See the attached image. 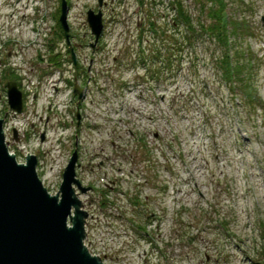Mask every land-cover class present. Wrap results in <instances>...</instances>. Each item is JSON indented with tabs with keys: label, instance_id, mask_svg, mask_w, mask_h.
I'll return each instance as SVG.
<instances>
[{
	"label": "rangeland",
	"instance_id": "1",
	"mask_svg": "<svg viewBox=\"0 0 264 264\" xmlns=\"http://www.w3.org/2000/svg\"><path fill=\"white\" fill-rule=\"evenodd\" d=\"M16 1L0 0V64L13 65L12 70L18 81L27 79L26 82L33 87L35 79L30 78L35 73L30 70L32 61L24 65L21 62L34 58L35 55L33 62L39 63L36 56L38 51L42 52L48 62L51 59L52 62L61 60L64 67H60L70 69L68 78L74 85L85 89V79H88L90 68L93 79L81 102L79 95L73 97L72 87L59 86L63 87V91L56 100L67 104L69 109H64V105L59 104L55 109L49 110V97L42 99L46 91L41 89L43 94L35 99L32 90L28 99L24 100L23 113L17 115V118L13 117L4 127L7 132L11 126L6 133L7 141L11 142L12 151L28 152L37 157L40 161L37 172L44 186L54 196L59 193L71 155L76 152V115L79 113L82 119L86 117L82 120L84 134L78 135L84 145L78 162H83L84 167L83 170L76 169V175H82L83 187L94 181L90 183L96 187V192L88 193L80 199L84 204L83 209L88 216L91 215L86 220L88 240L97 253L102 252L107 264L143 263L146 249L150 250V246L141 242L128 230V226L118 229L120 234L116 230V237L103 224L95 225L96 214H90L86 209V205L95 208L96 213L97 209L92 206V202L99 204L100 191L104 187L95 180L97 177L101 179V173L105 169L107 174L111 173L108 175L109 179L116 182L118 188L125 185L127 177L123 173L113 172L108 167L104 169L99 165L100 162L106 163L107 158L122 166L129 163L133 171H140L145 166L148 182L143 180L139 185L141 189L136 184L135 189L129 187L127 190L130 197L136 196L139 203H143L145 212L140 214L138 207L128 205L123 200L119 211L109 213L121 216L120 212H126L129 220L132 219L129 223L140 229L142 227L135 224V220L144 223L146 216L152 212L161 216V224L154 225L160 224V228L154 232L159 231L153 233V236L156 241L163 242L164 256L170 259L168 262L253 264L249 260L253 259L264 263V119L259 114L249 120L245 111L230 108L228 98L232 102L234 98L226 89L219 92L214 88L213 82H218V77L212 76V63L202 60V46L198 49L201 60L195 58L194 63H190L184 58L181 64L175 62L174 75L167 72L162 75V62L155 59V74L159 72L160 79L156 76L159 85H156L154 92V105L138 101L135 97L137 93L122 92L120 99L113 94L115 85L112 80L120 83L145 75L142 63L138 62L139 58L148 56L146 51L151 45L154 47L152 52L156 51L155 38H152L155 36L148 33L151 27L146 15L152 9L155 17H159L160 30L167 29L172 18L169 10L171 0H123V5L118 3L120 0H104L106 6H99V0H65L66 3H73L68 8L69 34L78 36L70 39L69 44L58 36L61 33L58 10L62 7L63 0H24L20 4ZM245 1L252 2L255 8L250 21L256 29V37L248 43L261 62L257 90L264 97V0ZM187 5L193 9L194 1L189 0ZM88 10L96 14L102 12L105 19L118 18L107 25L112 35L108 37L107 33L102 38L96 45L98 51L86 48L90 40L95 42L91 33L86 32L89 29ZM144 18L145 21H142ZM141 23L146 27L141 29ZM140 35L143 41L137 38ZM148 39H151L150 43ZM14 40L19 41L16 46ZM68 47L74 50L77 57L76 66L69 64L71 53ZM100 47L104 50L99 51ZM12 51L19 56L8 61V54ZM114 57L119 58L118 62H114ZM92 61L94 63L90 64ZM100 61L103 62L102 66ZM16 66L22 69L14 70ZM3 77L4 73L0 75V84L4 82ZM148 78L144 76L140 81ZM31 80L34 82L30 83ZM105 85L109 91L102 96L98 90L106 88ZM203 86L214 89V94L209 90L203 94ZM26 90H29V86L23 88L24 93ZM52 90L50 88L47 92L51 95ZM0 95V112L4 113L5 108H10L6 94ZM92 99L94 103L90 104ZM235 99L238 101L239 98ZM52 101L51 99L50 102ZM226 107L229 108L228 111L225 110ZM89 121L92 124H102L101 131L86 130L85 126ZM33 124L35 126L32 128ZM15 128L18 130V140L12 137ZM43 131L46 132L45 142L41 141ZM59 139H64L61 144L57 143ZM143 158L151 160L156 166L148 167L149 164H145ZM134 165L135 168L132 167ZM165 165L170 167L168 174L171 176V183L167 175L168 169H164ZM89 169L95 170L93 176L88 177L83 173ZM156 171L160 176V184L155 183L153 178ZM166 182L168 193L164 199L158 193L156 185L165 190ZM104 193L108 194L107 191ZM117 193L118 191H114L111 196L112 202L119 207L115 200ZM123 222H115V226ZM226 223L229 234L223 229ZM188 231L190 234L187 235ZM124 232L129 236L125 237ZM195 236L198 238L191 241V237ZM168 242H172L169 249L166 246ZM155 254L159 256L158 253ZM158 256L149 264L168 263ZM133 257L135 261H131ZM124 260L127 262L124 263Z\"/></svg>",
	"mask_w": 264,
	"mask_h": 264
},
{
	"label": "water",
	"instance_id": "2",
	"mask_svg": "<svg viewBox=\"0 0 264 264\" xmlns=\"http://www.w3.org/2000/svg\"><path fill=\"white\" fill-rule=\"evenodd\" d=\"M99 3L102 6L103 0ZM68 13L63 0L60 22L70 43ZM87 22L98 41L103 31L102 13L89 11ZM72 59L76 63L74 52ZM6 86L11 109L22 113L23 95L17 83ZM75 92L83 98L82 89L77 87ZM77 117L80 120L79 114ZM3 126L0 119V264H104L85 244L88 214L76 188L83 194L88 189L77 179V152L64 173L59 193L50 195L37 173V157L28 155L25 163L19 164L9 151ZM14 137L18 140L16 132Z\"/></svg>",
	"mask_w": 264,
	"mask_h": 264
},
{
	"label": "trees",
	"instance_id": "3",
	"mask_svg": "<svg viewBox=\"0 0 264 264\" xmlns=\"http://www.w3.org/2000/svg\"><path fill=\"white\" fill-rule=\"evenodd\" d=\"M193 1L192 9L187 5L189 0H171L169 10L172 12V18L169 30L168 28L160 30L159 17H155L152 9L149 10L150 14H147L146 18L149 25H152L148 33L151 32L153 33H150L151 36H155L152 38H155L156 51L152 52L151 49H154L152 45L147 51L155 55L156 61L162 62V75L166 72L174 75L175 62L181 64L184 58L190 63H194L195 58L201 60L198 49L202 46V60L212 63V76L218 77V82H213L214 88L219 92L226 89L235 100L232 102L228 98L230 108L234 111H236L234 107L245 111L249 120H253L254 115L259 114L264 119V97L257 90L261 62L248 43L256 37L254 34L256 29L250 21L255 12L253 3L245 0ZM60 38H64L62 31ZM148 42L150 43L151 39H148ZM156 76L160 79L159 72H156ZM3 80L13 81L15 77L12 74H4ZM203 88V94L206 90L212 92L214 90L204 86ZM235 98H239L238 101ZM228 109L225 108L226 111ZM153 174L155 183H158L157 171ZM158 184L156 188L159 189ZM223 229L229 234L227 223ZM197 238L191 237L190 240L195 241Z\"/></svg>",
	"mask_w": 264,
	"mask_h": 264
},
{
	"label": "built area",
	"instance_id": "4",
	"mask_svg": "<svg viewBox=\"0 0 264 264\" xmlns=\"http://www.w3.org/2000/svg\"><path fill=\"white\" fill-rule=\"evenodd\" d=\"M14 41L16 42L15 43V46H16L19 43V41H17V40H14ZM32 45H34V44H32ZM32 47H35V45L32 46ZM17 55L19 56L18 53L13 51L12 55H11V58H9L8 61L12 60V58H16ZM36 56L38 57V60H40L39 63H37L35 61L33 62V60L35 59V55H34V58H30L27 61L25 60L24 62H21V64L24 65V64H28L29 62L32 61V67H31L30 70L31 71H35V73H33V77H30V78H34L35 79V83H33L34 80L30 81V83L34 84L33 87H31L30 84L26 82L27 79L23 78L24 84H22L23 81H21L22 91H23V88H26V86H29V90H26V93L23 92L25 94V96H26V100L28 99V96L32 93V90L34 92L33 97L35 99H39L38 96L41 97V95L43 94L41 89H44V91H46V93L42 96V99H47L49 97L50 100L51 99L53 100L52 102H50V100L47 101L48 108L55 109V106H59V104H61V105H64L63 106L64 109L65 108L69 109L67 104L58 103L57 100H56V98H58L60 96V94L62 93L64 86L65 87L67 86L69 88V85H67L66 82L60 81V73H59V71L57 69L58 67H56L55 63H54V64H52L51 68L48 69V68H46V66H47V64H49V62L46 60V58H44V55H42V52H38L37 51ZM41 59H43V60L41 61ZM11 64H13V63H11ZM6 67L13 69L12 68L13 65H11V66H2L0 64V72H2L3 69L6 68ZM15 69L16 70H21L22 68L16 66V67H14V70ZM54 69L55 70L57 69V71H55L54 74H52V75L48 74L49 71H53ZM92 79H93V76H92ZM91 81L92 80H90L89 85H90ZM60 85L63 86V87L60 88L59 87ZM105 86L107 87V85H105ZM50 88L53 89L52 92H51V95L49 94V92H47V90L50 89ZM34 89H35V91H34ZM105 92H108V91H103V93L101 95L104 96ZM126 93H128V94L137 93L135 95V97H136V99L138 101L144 102L145 104H148V105H154V103L152 101V100H154L153 99L154 91L152 89H150V85L149 84L139 86V87H137L135 89H131L130 91H126ZM114 95H116V97L120 99L121 96H122V93H120V94L114 93ZM0 99H1V95H0ZM93 101H94V99H92V102L90 104H93L94 103ZM151 101H152V103H151ZM13 117L17 118L18 116H17V114L15 112H9V114H8V119L9 120L8 121L12 120ZM10 127H9V129L6 128L7 129V132L5 131L6 133H8V130L10 131ZM100 127H102V124H98V123L92 124V122L89 121L88 127H86L85 129L86 130L90 129V130L101 131ZM102 129H104V128H102ZM43 132L46 133L45 131H43ZM83 134L84 133H83V130H82L79 135L81 136ZM153 135H155V133H153ZM78 138H79V136L77 135L76 136V141H79V154H80V157H81L82 156V150H84V145L81 143L82 140H79ZM63 140L64 139H59V140H57V143L61 144V142ZM136 148L138 150L139 146H137ZM21 152L24 155L28 154V152L27 153H24L23 151H21ZM138 152H139V150H138ZM118 157H120V155H118ZM143 160H144L143 162L145 164H149L148 167H151V166H153L155 164V163L153 164L152 161L149 160V159H144L143 158ZM107 161H109V162H107ZM121 162H123V161H121ZM79 163H80V167L78 168V170L79 169L83 170L84 163L83 162H79ZM137 163H138V161H137ZM99 165L101 167H103L104 169H105V167H108L113 172L117 171V173H120V174L123 173L122 175L124 177H127V178L124 180V183H125L124 187L120 186L118 188L116 182H114V181L109 179L108 175L111 174V173L107 174V170L106 169H105V171L103 173H101L103 175L101 177V179L97 177V179L95 181L97 183H99L100 185H103L104 188H102L101 191H100L101 192V197H99V198H101V199L100 200L98 199L99 201L97 202L99 204H96L94 201L92 202V206H95L96 209H97L96 213L94 211L95 208H91V207L86 205V209L89 211L90 214H94V215L96 214L95 218H96L97 221H95V225L98 224V223L103 224V227L106 228V229L109 228L110 230H112L110 232L115 234L116 237H118V234H116L118 232V229H120L121 227L128 226L129 227L128 230L132 231L138 237V239L141 242L145 243L147 246H150V250L146 249L144 262L143 263H139V264H149L150 262L152 263V260H156V256H158L155 253H158L160 258L163 261L164 260L167 261V262L170 261V259H168L166 256H164L163 242H161L159 240L156 241L154 236H153L154 234H156L159 231V230H157L156 232H154L156 229L160 228L161 222H159V221L162 220L161 216H159L157 213H153L152 212L148 216H146V220H145L144 223L143 222L139 223L138 221L135 220L134 223L138 224V225H140L142 227V229H140V228L134 227L131 223H129L130 220L132 222V219L129 220V218L126 215L127 214L126 212H120L121 216H116L113 213H109V211H113V210L119 211L123 200H125V202H127L128 205H132L135 208L138 207V209H140V214H143L145 212V208H144L143 203H139V199H136L138 197H136V196L135 197H133V196L130 197V192L127 191V190H129V187L135 189L136 184H138L137 187H139L140 183L143 180H146V182H148L147 181L148 177L147 178L145 177V171H144L145 166H144V168H142V170L140 169V171H138L137 169H135L133 171L131 166H130L131 164L128 163L127 166H122V165H120V163H117V161H112L111 158H109V159L107 158L106 159V163L100 162ZM39 167H40V165H39ZM126 167H127V169H126ZM132 167L135 168V165L132 166ZM164 169L166 171L168 169L167 175H168V178L170 179L169 181L171 183V176H170V174H168L169 171H170V167H167V165H165ZM94 171L89 169V170H85L83 173H85L89 177V176H93L94 175V173H95ZM81 176L78 175V179L80 180V182L82 184V182L84 180L82 179ZM46 180L47 179H45V181ZM135 180H136V183L134 184ZM90 182H94V181H90ZM90 182L85 187H91L92 191L90 193H94V192H96V187L93 184H91ZM164 184H165L164 185L165 190L164 191L159 190L158 193L160 194L161 198L166 199L165 197H166V195L168 193V188L166 186L167 182L164 183ZM105 191H107L108 194L107 193L105 194L104 193ZM114 191H118L117 198L115 197V200L118 202L119 207H116L115 203L112 202L113 199H112L111 195L113 194ZM99 196H100V194H99ZM140 196H141V193L139 194V197ZM84 197H86V196L80 195V198H84ZM145 198H146V196H145ZM124 206L125 205H123V208H124ZM116 214L118 215V212ZM89 217L91 218V215H89ZM94 219L92 218V220H94ZM122 221H124V222L121 225L115 226V222H122ZM156 223H160V224L158 226H154ZM146 228L148 229L147 231L145 230ZM116 230H117V232H116ZM86 231H87V235H88V237H87V240H88V238H89L88 228L86 229ZM90 231H91V229H90ZM118 233L120 234V232H118ZM124 236L128 237L129 235L126 232H124ZM85 243H86V246L88 247V249L90 250L92 255L101 258L104 261V264H107L105 258L103 257L102 252L97 253L92 248L89 240L87 242L85 241ZM159 244H161V246ZM166 246H167V249H169V246L172 247V242H170L169 244L166 243ZM132 250H134V248ZM135 252H136V250H135ZM169 255H170V253L168 252V257L170 258ZM139 257H140V255H138V260H139ZM131 261H135L134 257L131 259ZM125 262H127V260H124V263ZM159 264H161V263H159ZM167 264H173V262H168Z\"/></svg>",
	"mask_w": 264,
	"mask_h": 264
},
{
	"label": "flooded vegetation",
	"instance_id": "5",
	"mask_svg": "<svg viewBox=\"0 0 264 264\" xmlns=\"http://www.w3.org/2000/svg\"><path fill=\"white\" fill-rule=\"evenodd\" d=\"M61 9H62V7L58 10V11H59V13H58V17L60 16ZM142 21H145V19L142 20ZM151 25H152V24H150L149 26L151 27ZM139 27H142V23H141V25L139 24ZM86 32H87V31H86ZM86 47H87V46H86ZM103 50H104V49H103ZM114 59H115V62H118V60H119L118 57H115ZM150 62L153 63V65H155V55L152 54V55L150 56ZM154 81H155V80H154Z\"/></svg>",
	"mask_w": 264,
	"mask_h": 264
},
{
	"label": "bare ground",
	"instance_id": "6",
	"mask_svg": "<svg viewBox=\"0 0 264 264\" xmlns=\"http://www.w3.org/2000/svg\"><path fill=\"white\" fill-rule=\"evenodd\" d=\"M78 151H79V148H78L77 151H76L77 154H78ZM73 154H74V153H73ZM73 154L71 155V158H72ZM107 162H109V161H107ZM52 171H54V169H53ZM52 173H53V172H52ZM52 173H51V174H52ZM150 173H151V172H150ZM150 173H149V174H150ZM54 192H55V191H54ZM48 193H49V191H48ZM49 194H50V193H49ZM57 194H58V193H56L55 195H57ZM76 194H78L77 191H76ZM50 195H51V194H50ZM78 195H79V194H78Z\"/></svg>",
	"mask_w": 264,
	"mask_h": 264
}]
</instances>
